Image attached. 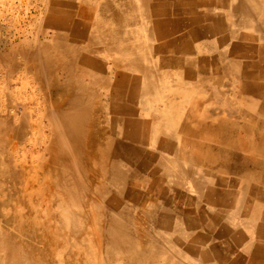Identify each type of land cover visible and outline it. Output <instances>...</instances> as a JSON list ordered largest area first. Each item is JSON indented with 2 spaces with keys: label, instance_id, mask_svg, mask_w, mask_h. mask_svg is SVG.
I'll list each match as a JSON object with an SVG mask.
<instances>
[{
  "label": "bare ground",
  "instance_id": "bare-ground-1",
  "mask_svg": "<svg viewBox=\"0 0 264 264\" xmlns=\"http://www.w3.org/2000/svg\"><path fill=\"white\" fill-rule=\"evenodd\" d=\"M8 1H11L10 5H7ZM15 1L1 0L0 3L3 7L0 10V264H32L33 261L35 264H40L44 255L43 253L38 254L40 252L39 249L48 252L50 257V263L48 264H53L51 257H53V251L57 250L52 247V242L54 243V241L34 244L30 241V238L33 239L37 229L42 227L44 237L46 236L47 239H50L52 236L50 227L53 222L52 219L56 220L54 230L68 229L69 217L72 215L77 218L82 215V225L78 229L77 227L74 228V225L72 226L73 220V223H70L77 234L74 235L77 238L76 243H73L75 240L72 239L73 242L70 240L65 231L64 234L60 233L61 231H56L57 234H60L57 236L59 237L57 242L62 246L61 254L72 252L76 255L79 252V246H83V239L86 237H84L85 233L90 234L94 238V243L100 248V252L105 244L111 249L110 251H113V249L131 250L132 248L130 247H134V243L136 244L137 242V247L141 250L145 247H157V243L162 240V237L156 243L152 240L149 233L151 229H148L149 221L158 220L159 217L163 216L160 221L168 223L176 211H161L156 197L149 198L145 202L146 204H143L142 200L143 197L146 198V195H143V193L142 195H136L135 191L137 190H135V187L138 185L137 183L130 187L126 183L118 185V174L129 177L140 173V170L134 169L135 171H133L130 169L131 167L121 170V163L123 165L128 161H140V158L123 146H118V150L115 151L114 144L116 140L139 141L142 143L145 140L141 141V138H144V134L150 133L151 123L149 122H152L149 119L143 122V119H141L144 113L142 107H136V109L133 108L132 110H124V107L120 106L115 107L116 109L112 107L113 103L119 98H124L128 102L130 100L129 92L125 89L127 78L124 69L127 64L124 58L128 53L125 54V50H122L121 47L120 50L117 44L116 46L113 45V42L110 43L107 37L102 36L105 32L98 28L97 20L86 19L82 7L78 5L82 0H26L27 7L25 6L26 11L24 10L25 14L22 17L23 19L21 18L22 20L18 18L19 16H14L17 14V12H14ZM18 1L20 4L23 3L22 0ZM95 1L97 6L104 4L107 8H111L107 2L110 0ZM225 1L227 3L228 0ZM250 2L251 0H234L232 5L227 7L228 15L231 13L233 22L231 26L224 19V22H221V30L225 33L220 37L221 44L223 43L227 46L233 36H236L233 34L239 35L240 28H244L242 30L244 31L246 30L245 27L251 24L252 19L248 20L243 15L245 14L244 4L250 5ZM252 3L253 7L259 8L262 5L264 7V0H252ZM210 4L213 6V2ZM113 6L115 5L113 4ZM204 6L206 5L204 4ZM141 7L143 6L141 5ZM147 8L149 10V7ZM114 10L117 11V8ZM135 10L137 11V9ZM210 12L212 11L210 10ZM4 15L11 16L14 20L17 27V31L14 30L16 35L11 34L6 37L2 33V31L4 32L3 29H5L3 27L4 20L2 19ZM127 20L130 21L129 19ZM258 20V26L264 23V19L258 18ZM122 21L124 22V20ZM150 25L152 24L150 23ZM250 29L247 30L249 31ZM19 30L26 31L22 34ZM234 30H237V32L234 33ZM211 31L209 32L211 33ZM19 33L22 35H19ZM256 40L258 41L257 38ZM233 45L241 46L238 43ZM100 50H104L103 54H100ZM118 50H120L118 57L122 58L121 62H116V59L113 61ZM248 52H252L250 48ZM252 54H255V52ZM102 55L113 61L110 67L107 68L106 63L101 59ZM141 58L144 59L140 55L136 58L132 56V64L138 65L136 69L139 71H148L151 65L146 64ZM252 59L255 60L254 64L252 63L254 69L260 66L263 69L264 56ZM128 65L131 66L129 63ZM207 68L213 69V63L212 67ZM246 68L249 67L247 66ZM138 70L136 72L140 73ZM151 82L150 87L157 81L152 80ZM135 88H139V86ZM146 88H148L147 85ZM115 90L119 91V96H117ZM135 94L140 95L139 93ZM161 120H163L162 117L158 119L156 141L153 142L156 143V146H162L167 143L169 145L167 149L174 153L172 160H164L163 157L165 156L158 157L157 149L156 151L149 150L150 148L144 150L145 145L143 143L140 147H135V143L126 144L130 146L128 149L133 146L139 149V153L142 150L148 158L152 159V163L148 161V163L143 164L152 168L145 169L152 177V180H145L144 183L147 187H150L151 191L156 187L157 196L161 194L164 200L166 195H171L174 198L183 197L182 191L184 190H180L185 188V179H188V187L192 191H198L201 198L204 197L206 190H204L203 194H200V191L205 189L204 184L206 183L203 184V179L201 178L203 175L196 171L200 167V157L192 155L191 146L189 147V144L196 143L194 142L195 139L192 138L196 131L194 130L195 128L184 126L183 123L177 126L176 131L174 129L166 131ZM183 130L187 131L188 134L181 135ZM210 130L206 129L203 132L204 135L214 137L215 131L213 130V133H210ZM257 130L261 132L264 140V125L257 127ZM174 139L185 141L176 143ZM174 145L177 146L175 147ZM180 164L182 165L181 168ZM220 164L221 162L218 165L220 166ZM215 167L216 165L209 166V168L213 169ZM80 172L82 177L79 176ZM205 179L204 181H206ZM77 185H80L83 190L81 194H78V190V193L75 191L76 188L79 189ZM123 186L125 187L123 188ZM123 199H128L132 204H136L138 210L134 212L135 215H133L134 210L132 211L131 207L130 209H124L125 206H122ZM248 202L250 204V201ZM71 203L78 205L76 207L83 209V211L80 212L78 209L74 213H69L67 209L70 208L69 205ZM239 214L241 216L242 213ZM131 215H133V219H131ZM77 222L80 221L78 220ZM194 222L198 224L200 221L194 219ZM48 223H50V226L47 225ZM172 227L174 228L173 235L180 239L182 236L180 231L177 232L178 230L174 226ZM201 230L203 229L201 228ZM61 234H63V237ZM184 238L183 236L182 239ZM93 245L92 250L93 247L96 248ZM85 251L87 252V250ZM110 251L109 253H114ZM241 251L243 250L241 249ZM89 255L92 257L91 252ZM140 259L142 260V258ZM132 260L134 259L132 258ZM173 263H175L174 260Z\"/></svg>",
  "mask_w": 264,
  "mask_h": 264
},
{
  "label": "rangeland",
  "instance_id": "rangeland-1",
  "mask_svg": "<svg viewBox=\"0 0 264 264\" xmlns=\"http://www.w3.org/2000/svg\"><path fill=\"white\" fill-rule=\"evenodd\" d=\"M22 2L23 3L20 4L19 1L16 0L15 1L16 6L14 8V12H17V14H15L14 16L15 17L19 16L18 18L20 20L23 19L22 17H24L26 7H27L26 0H22ZM0 3H1V0H0ZM10 4H11V1H8L7 5H10ZM0 7H1L0 10H2L3 7L1 4H0ZM18 11H21V12H18ZM2 19L4 20L3 27L5 28L3 29L4 32L2 31V33H4V36L8 37L11 34L14 35L15 34L14 30L17 31V27L12 17L4 15ZM25 31L19 30V32H21L22 34ZM233 32L236 33L237 30H234ZM239 32L241 34V38L243 39V43H244L243 45H247V46H244V49L242 50V52L239 50L240 47L233 45L237 43L239 44L240 34L239 35L233 34L236 36H233V38L230 40L231 42L229 41L227 46H225L223 43L221 44L220 42L222 41L219 42V45H212L213 52L217 48L218 51H220L221 55H223L224 53L220 62L214 61L213 63H215L216 65H220L221 63H223V64H226L227 66V68L222 69V70H225L222 72V74H217L216 72H214L215 74L212 75V78L211 77L209 79L206 78L205 81L209 82V84L205 86L202 85L200 87L203 92H206L207 94H211L212 100L210 101V103L212 105L209 106L210 108H208V110H195V109L194 110L191 109L190 111L188 110V114H189L188 119H191L193 114L194 116L195 115L199 116V114L206 112L211 117L220 116V117H225L231 121V123L228 126V141H230L232 145L230 142L229 143L226 142V144L222 143V145L220 144V146L224 148H222L221 151H218L215 146H211V148L209 147V149H207V147L205 148L204 147L205 144L210 145V143H208L207 141L206 142L199 141V142H196L195 144H191V145L189 144V147L191 146L190 147L191 154L200 155L199 156L200 161L199 160L198 161L201 165L204 166V167H198L199 169H196L198 173L203 175V177H201L203 179V184L206 183L204 184L205 189H201L200 191V194H203L204 190H206L204 197L201 198L198 191H192L190 187H188V183H187L188 179H185V184H186L185 188L180 190V191L184 190L182 191L183 197L175 199L171 195H168L169 197L166 195L165 196L166 199L163 200L162 199L163 197L161 194L157 196V193H156L157 191H155L157 189L156 187L151 191L150 187H147V185L144 183L145 180H152V177L150 176V174H148V171H146L145 168L143 167V164L147 163L145 158L141 159L140 161L133 160V161L125 162L124 163L125 165L123 164L124 166L121 163V167H120L121 170L125 168L129 169V167H131L130 168L131 170L135 171L137 169V170H141V172L138 173L137 175L136 174L130 175L129 177H124L122 174H118L117 175L118 185H123V183H126V185L130 187L131 185H134L137 183L138 185L135 187V190L137 191H135V193L137 196L142 195V193L143 195H146V198L144 197L145 199L144 202L149 200V198L156 197L158 205H160L161 211L162 210L176 211V213L173 214L175 217L170 215L171 220L168 223H162V221H160V218H162L163 216L159 217L158 220L156 219L157 221L151 220L148 223V229L149 228L151 229V230L149 229L150 230L149 233H150V236L152 237V240H154L155 243L158 240H161V239L163 240L157 243L158 244L157 247L158 246L159 247L158 248L156 246L145 247L143 250H141L137 247L138 246V242H137L136 244L134 243L135 248L133 246L130 247L132 248L131 250L129 249L114 250L113 249V251H110L111 249H109L105 244L104 248L103 249L101 248V252H100V248L96 245V243H94L95 242L94 238H92L90 234L85 233L84 237L85 236L86 237L83 239V242H84L82 243L83 246L80 245L78 248L79 252L76 255L69 254L67 256H64L61 254V251H60L62 249L61 248L62 246H60L61 244L57 242L59 241V237L57 236L60 235L59 233L57 234V232L61 231L60 233L64 234V231H65V233L68 234V237L70 238V240L72 242L73 240H75V242L73 243H76L77 238L74 235H77V234L74 232L75 230L74 228L77 227L79 229L82 225L81 224L82 215H80L79 218H77L76 216L73 217L74 215H72L69 217L68 229H61V230L55 229L54 230L55 223H56L55 219H52L53 222L51 221L52 222L51 226H50V223L47 224L48 226L51 227V230H52V236L50 239H47L46 236L44 237V233L42 232L43 230L42 227H39L37 229L33 239L30 238V241L34 244L43 243V242L47 243V242L54 241V243L52 242V247L57 250L52 249L54 250L53 251L54 253L52 254L53 257H51L53 264H58V263H62V264H97V263L99 264H106V263L108 264H111V263L112 264H130L131 262H133L134 264H264V258H263L264 257V241H263L264 240V140L262 139L263 137L261 135V132L257 130L256 126L247 125L245 124L243 120L246 114L250 115L255 112H260L261 114L264 115V102L260 101V103L259 102L257 103L258 101V94H257L258 87L257 86H254L253 88H248V89L244 88L243 86H241V82H240L241 79L239 78L240 69L251 68V65L249 66L251 62L247 60V58L250 59V57L248 56L251 54V52H248L247 50H249L251 46L252 53L255 52V55L256 54L258 55V53L261 54L262 49L264 48V43H262L263 45H262V48H260L261 49L260 50L259 42L254 41V38H253L254 33L252 31L250 32V34H249V31H239ZM21 33H19V35H22ZM238 53H242V54H238ZM241 56L243 58H241ZM247 66L249 68H246ZM247 91L249 94H247ZM260 92H261L260 93L261 96L264 95V88L260 89ZM258 106L259 108H257ZM146 143H143L145 144L144 150L148 147L156 151L158 147L155 145L156 143L151 142V141L146 142ZM140 145H141L140 143H135V147L137 146L140 147ZM160 149L161 148H158L156 151L158 157L161 156L159 155V153L162 154ZM165 159L172 160L173 158L165 157ZM151 160H152L151 158H148V161L150 163H152ZM155 160L153 161L155 162ZM220 162H221L220 169L205 168V167H209L213 165H218ZM181 167L182 165L180 164V168ZM176 173H175V176H176ZM79 176H81V172ZM204 179L206 181H204ZM79 186L80 185H77L79 189L76 188L75 191L78 190L79 193L78 191L77 193L81 194V191L83 190L81 189V186L80 187ZM124 187L125 186H123V188ZM248 201H250V204H248L249 203ZM122 202H123L122 206L123 207L125 206L124 209H130L131 207L132 211L134 210L133 213L138 210L136 208V204H132L128 199H123ZM246 203L249 207L246 205ZM71 204L69 205L70 208H68L67 211L69 213H74V211H77L79 208L76 207L78 205H75L74 203L72 205ZM78 211L82 212L83 209L82 210L79 209ZM239 213H242L243 215L241 214L240 216ZM133 215H135V213ZM133 215H131V217ZM131 219H133V217ZM194 219H198L200 222L196 224L194 222ZM72 220L74 223L72 222ZM78 220L80 222H77ZM218 221L221 223H219ZM70 223L71 224L73 223L72 226L74 225L73 226L74 228H72ZM86 226H88V224H86ZM172 226H174L175 229L178 230L177 232L180 231V234L182 235V236L180 235L181 236L180 239L176 238V236L173 235L174 228ZM201 228L203 230H201ZM63 234H61L62 237H63ZM183 236L185 237L184 239H182ZM181 239L182 241H180ZM91 240H92V243L96 246V248L93 247V250H92L93 244L91 243ZM230 247L232 249V252H231ZM195 248L196 249L198 248V249L196 250ZM241 249L243 251H241ZM84 250H87V252L86 251L84 252ZM246 250L247 252H245ZM109 251L114 252V253L113 254L109 253ZM90 252L92 254V257L91 255H89ZM110 255L112 256L111 259H110L111 257ZM132 258L136 262L132 260ZM140 258H142V260ZM173 260L175 263H173Z\"/></svg>",
  "mask_w": 264,
  "mask_h": 264
},
{
  "label": "crops",
  "instance_id": "crops-1",
  "mask_svg": "<svg viewBox=\"0 0 264 264\" xmlns=\"http://www.w3.org/2000/svg\"><path fill=\"white\" fill-rule=\"evenodd\" d=\"M211 1L213 2V6H211L210 4L212 3ZM107 2L108 4H110L109 7L111 8H107V6H105L104 4L97 6L95 0H82V2H79L78 5L82 7L87 20L98 21L97 24L99 27H97L105 32L102 36L107 37L110 43L113 42V45L116 46L117 44L119 49L121 47L122 50H125V54L128 53L124 58V60L127 62V64L124 66V69L127 78V85L125 86V89L127 92H129L130 100L128 102L123 97V99L119 98L113 103L112 107L115 108L120 106L124 107V110H132L133 108L136 109V107H142L144 113L141 119H143V122H145L147 119L152 121L149 122L151 123V131L147 135L144 134V138H141V141H143V139L145 141H143L142 143L156 141L155 135L158 129L157 122L158 119L162 117L163 120L161 121L164 124V130L171 131L174 129L176 131L177 126L184 123V126L195 128L194 130L196 131L194 132V135L192 137L195 139L194 142L207 141L208 143H210V145L203 144L205 148L207 147V149H209V147L211 148V146H215L218 151H221V149L224 147H221L220 144L222 145V143L226 144V142H230L228 141V126L231 121L225 117H211L206 112L199 114L200 117L197 115L194 116L193 114L192 118L188 119V110H208V108H210L209 106L212 105L210 103V101L212 100L211 94L203 92L200 87L202 85L205 86L209 84V82L205 81V79H209L210 77L212 78V75L215 74L214 72H216L217 74H222V72L225 71L222 69L227 68L226 64L221 63L220 65H216L215 63H213L214 61L220 62L223 55L220 54V51H218L217 48L213 52L212 45H219V42L221 41V35L225 34L224 31L221 30V22H224L225 20L229 22V26H231L233 22L231 13L228 15L227 7H229V5H232L234 0H228L227 3L225 0H191V2L190 0H110ZM113 4L115 6H113ZM139 4H141L143 7H141V5ZM204 4L206 6H204ZM252 4V0L250 2V5L244 4L245 14L243 15H245L248 20L250 18L252 19L251 24L245 27V29L247 30L251 28L249 31H252L254 33V41L256 40V38L258 39L260 49L262 48V42L264 41V31L262 32V30H264V23H261L260 26H258V18L264 19V7L263 5L262 7L259 6V9L258 7H253ZM147 7H149V10ZM116 8L117 11L114 10ZM142 8H144L145 10ZM135 9H137V11ZM210 10L214 13L210 12ZM248 10L251 11L249 12ZM113 15L114 17H116L114 18ZM125 16L130 21H128ZM145 18L149 22H147ZM122 20L126 22L124 23ZM129 22L131 23L129 24ZM150 23L152 25H150ZM240 29L242 31L244 28ZM121 30L122 32H124L122 33ZM210 30H212L211 33L209 32ZM126 31L128 32V34ZM127 36L129 39L127 38ZM240 36L239 46H241L239 50H241L242 52V47L247 45H243V39H240ZM122 40H124V42H122ZM250 49L252 50L251 46ZM120 50L116 52V58H113V61L114 59H116V62L122 61V58L118 57ZM100 51V54H103L102 52H104V50ZM263 54L264 48L262 49V54L259 55L252 54L251 52V54L248 56L250 57V59L248 60L251 62V68L243 70L240 69L239 72L241 86L247 89L253 88L254 86L258 87L257 94L259 97V103L260 101L264 102V95H262V97L260 95V89L264 88V67L263 69H261V66L254 69L253 64L255 60L252 58L264 56ZM139 55L144 58L141 59L145 61L146 64L148 63V65H151H149V70L153 69L152 72L151 70L139 71L138 69H136L138 65L136 66L135 64H132V56L136 58ZM242 56L241 58H243ZM101 59L104 60L107 68L110 67L111 62H113L112 60H108V58L104 55L101 56ZM128 63L131 66H129ZM212 63L213 69L207 68L212 67ZM132 65L135 69L132 68ZM137 70L140 73H137ZM114 78L116 77L114 76ZM152 80L157 81V84L155 83L152 87H150V83L152 84ZM146 85L148 86V88H146ZM137 86H139V88H135ZM116 92L117 96H119V91ZM135 93H139L140 95H137ZM247 94H249L248 91ZM141 96L143 97L141 98ZM257 108H259V106ZM253 114H251V116H248V114L244 116L245 124L256 127L264 125V115L260 112H255ZM206 129H211L210 133H213L214 130L215 138L205 136L203 132ZM186 134H188V132L183 130L181 135ZM179 141L181 142L185 140L178 139L176 140V143H178ZM132 143H140L142 145V143L139 141L128 142L125 140L117 139L114 144V149L116 151L118 150V146H123L138 158H140V160L145 158L148 163V156L146 155V153H143L142 150L141 153H139V149H136L133 146L131 148L132 150L128 149L130 146L126 144ZM168 146L169 145L167 143L162 146H158V148H161L160 150L162 152V154L159 153V155L172 158L174 156V153L170 152L167 149ZM147 148L145 150L149 149ZM114 153L119 154L117 152ZM195 155L200 156L197 154ZM165 157H163L164 160H166ZM166 164L168 165V163ZM143 167L145 169H152L144 165ZM200 167L204 166L200 164ZM205 168L213 169L209 167ZM214 169H220V166L216 165ZM144 200L145 199L143 197L142 203L146 204V201L144 202ZM39 250L40 252L38 254L40 255L41 253H43L44 256L41 259L45 260H41L40 264L50 263V257H47L49 256L48 252L46 250ZM69 254L73 253H62V255L64 256H67ZM32 264H35V262L33 261Z\"/></svg>",
  "mask_w": 264,
  "mask_h": 264
}]
</instances>
